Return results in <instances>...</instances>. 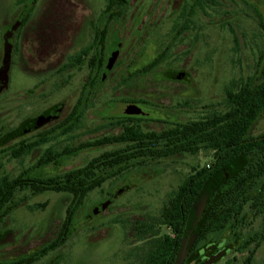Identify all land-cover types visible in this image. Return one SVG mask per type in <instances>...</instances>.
Listing matches in <instances>:
<instances>
[{"label":"rangeland","instance_id":"rangeland-1","mask_svg":"<svg viewBox=\"0 0 264 264\" xmlns=\"http://www.w3.org/2000/svg\"><path fill=\"white\" fill-rule=\"evenodd\" d=\"M127 1V11L118 23L119 32L116 35L119 61L114 71L117 88L110 93L102 91L93 97L98 101L94 107L85 110L81 127L68 141L70 147L84 142L87 147L102 136L119 135L122 129L118 121L122 108L131 100L149 104L144 106L149 116L138 122L146 131H160L169 128L172 122L197 120L222 113L227 108L226 90H234L242 76L255 68L257 54L263 44L260 23H264V0ZM41 2L42 5L51 4L58 12L67 13L65 19L64 15L58 14L59 20L74 25V31L69 32L70 39L76 38L74 44L77 36L73 35L82 16L92 10L99 12L106 0ZM4 4V0H0V6ZM180 5L187 11L192 6L188 29L167 50L164 63L140 73L169 39L165 37L171 30V22L181 15ZM82 79H85L84 73L74 72L70 76L72 90L75 91ZM125 80L127 82L124 83ZM75 100L76 95L69 100L68 110ZM253 133H264V112L257 119ZM113 147L107 145L79 152L69 156L64 166L68 169L80 167ZM211 155L210 151L201 150L196 155L159 162L151 160L142 168L121 167L102 172L101 186L85 199L67 242L36 264H50L56 259L62 264H128L130 259L126 254L141 251L144 245L129 231L130 224L145 217L156 218L167 198L191 169H201L209 164ZM0 160L4 163V173L10 176L17 173L10 172L11 163L6 158ZM26 162L29 164V159ZM48 174L45 171L40 175ZM112 192L118 197L106 210L84 224L83 217L95 205L109 198ZM18 196L24 202L13 213L9 224L15 227L16 232H28L21 246L17 247L23 255L31 253L49 236L52 227L61 222L69 198L54 192L38 195L22 192ZM42 204L45 208H32ZM16 236L18 234L13 238ZM13 250L15 248L5 247L0 249V253L4 256ZM233 256L239 260L242 257L236 253L229 254L217 264H229ZM254 260L263 264L264 242Z\"/></svg>","mask_w":264,"mask_h":264},{"label":"flooded vegetation","instance_id":"flooded-vegetation-1","mask_svg":"<svg viewBox=\"0 0 264 264\" xmlns=\"http://www.w3.org/2000/svg\"><path fill=\"white\" fill-rule=\"evenodd\" d=\"M117 2L122 4L119 11L123 15L127 11V0H106L105 6L100 8L99 12L92 10L91 13L87 12L83 15L76 28L77 32L73 35L77 36V42L74 44L73 41L76 38L70 39L69 34L74 31V25L63 19L60 21L58 14L64 15L65 19L67 13L56 11L51 4L42 5L41 0H4V6H0V159L6 158L11 163L10 172H17L13 176L4 173L2 171L4 163L0 160V188L13 190L11 194H8L11 197L0 198V205L5 206V210L11 207L8 213L0 214V249L15 248L4 256L0 253V264H15L21 259H29L36 251L44 250L46 245L52 244L57 237L66 232L64 230L68 227L66 221L70 206L76 205L72 216L73 227L87 196L100 188L101 184L94 187L80 202L68 192L52 190L67 187L68 172L86 165L68 169L64 163L69 156L87 149L112 145L114 146L112 149L106 150L93 159H98L106 153L114 155L120 152L131 157H159L157 160L152 159L159 162L163 160V147L166 141H169L168 136L165 138L163 133L172 130L175 125L196 121L194 119L172 122L167 129L146 131L138 122L146 120L149 116L150 113L144 110V106L149 104L140 100H131L122 108V116L118 121L122 129L119 135L102 136L87 144V147L85 142L69 146L68 141L76 135L74 132L83 123L85 110L94 107L98 101V98L94 100L93 97L102 91L110 93L112 89L117 88V75L114 70L119 61L118 55L108 67L110 55L115 51L118 53L116 35L119 32L117 28L122 16L119 20L116 18ZM191 7L187 11L185 7L179 6L181 15L171 22L170 29L176 23L188 25L191 23ZM55 11L56 15H54ZM53 16H55L54 19ZM257 62L256 58L255 66ZM74 72L84 73L85 77L77 83L75 91L70 86V76ZM252 76L258 80L259 75L255 69L243 75L241 79L247 82ZM106 82L107 85H105ZM74 95L76 100L68 110L69 100ZM129 105L136 106L140 111L127 113L126 108ZM254 125L250 136L258 138L264 135V133L254 134ZM118 136L119 139H113ZM117 145L119 147H116ZM210 152L213 157V152ZM175 154L180 158L193 155L186 149H181ZM249 154L247 150L240 152L242 157L240 164L245 163L244 157ZM27 159L30 161L29 164L26 162ZM148 161L151 160H146L145 164L139 167L147 165ZM114 169L116 167L109 170ZM45 171L50 174L40 175ZM92 171L98 179L102 171L98 160L92 167ZM33 186H38L44 191L34 192ZM22 192H29L32 195L54 192L67 195L69 198L61 222L52 227L49 236L39 246H35L31 253L23 255L17 247L21 246V241L26 238L28 232H16L15 227L9 224L13 213L24 202V199L18 196ZM109 195V198L95 205L83 217L84 224L106 210L118 197L115 192ZM250 198L240 208V217H242L240 228L234 232L229 226L220 235L210 233L208 240L199 250H195L198 236L196 221L187 237L185 239L184 235L180 237L183 239L184 246L181 252L177 251L173 264H206L212 257L214 258L211 264H217L225 256L234 253L242 257L239 260L233 256L229 264H257L254 258L264 240L255 247L257 242L252 239L259 233L263 216L257 215V210L253 206L254 202H251ZM39 206L45 208V204L35 205L32 208L36 209ZM158 219L159 215L156 218L145 217L139 220L145 229L152 228V233L138 240L144 244L141 251H135L134 255L132 251L126 254L130 259L128 264H147L140 259L147 254L151 242L164 241L165 235L170 239L175 237L169 228L159 223ZM187 219L188 215L185 229ZM137 222L138 220L130 224L129 231L132 234ZM253 223L256 225L255 228ZM194 233L196 236L191 241ZM15 234L18 236L13 238ZM236 237L240 238L242 245L236 241ZM66 242L67 240L61 246L49 250L46 255L60 249ZM179 253L181 255L178 257ZM36 262L28 264H36ZM81 263L84 262H79ZM50 264L62 263L56 259Z\"/></svg>","mask_w":264,"mask_h":264},{"label":"trees","instance_id":"trees-1","mask_svg":"<svg viewBox=\"0 0 264 264\" xmlns=\"http://www.w3.org/2000/svg\"><path fill=\"white\" fill-rule=\"evenodd\" d=\"M121 6L122 4L117 2L116 18L118 20L122 16V12L119 11ZM187 29V23H176L165 37L166 40L169 38L167 43L165 42L156 57L140 73L153 70L164 63L167 50L182 38ZM260 29L263 44L258 52V62L254 68L259 75L258 80L254 76L250 77L247 82L241 79L234 90L228 89L226 92L227 108L222 113L199 118L193 123L175 125L172 130L163 133L165 138L167 136L169 138L163 147V160L180 158L175 153L181 149L189 150L193 155L201 150L212 151L213 157L211 163L201 169H191L167 198L160 210L158 221L165 228H169L175 237L170 239L165 235L164 241L151 242L147 254L140 259L141 262L173 264L175 255L180 250L179 247L184 246L183 239L180 237L185 234V221L191 205L205 184L212 178L217 179L219 184L208 197L197 219L198 236L195 250H199L204 245L210 233L220 235L229 226L236 232L242 223L240 208L250 197L249 200L254 202L253 206L257 210V215L263 216L259 233L252 240L257 242L255 247L264 240V135L258 138L250 136L255 121L264 111V23H260ZM113 139H119V136ZM246 150L250 154L245 155V163L240 164L242 160L240 152ZM157 158L159 157H131L120 152L114 155L106 153L98 159L89 161L82 168L69 171L67 187L52 190L68 192L80 202L89 191L102 183V172L114 167H139L144 165L146 160H157ZM97 160L102 168L98 179L92 171ZM32 191L44 190L33 186ZM12 192L13 190L0 188V198L11 197L8 194ZM75 207L76 205L70 206L66 221L68 227L64 230L65 235L57 237L52 244L46 245L44 250L36 251L29 259H21L15 264L33 263L46 255L49 250L61 246L71 235ZM5 208L0 205V214H6L9 209L11 210V207L6 210ZM134 229L133 236L137 240L152 233V228L145 229L139 220ZM239 239L236 237V241L242 245Z\"/></svg>","mask_w":264,"mask_h":264},{"label":"water","instance_id":"water-1","mask_svg":"<svg viewBox=\"0 0 264 264\" xmlns=\"http://www.w3.org/2000/svg\"><path fill=\"white\" fill-rule=\"evenodd\" d=\"M117 57V52H113L110 55V58L108 60V67H110L112 65V63L114 62V60ZM140 110L134 106V105H129L126 108V112L127 113H138ZM219 181L215 178L210 179L204 186V188L200 191V193L196 196V198L194 199L189 214H188V219H187V224H186V229H185V234H184V239L187 237V235L189 234V232L191 231V229L193 228L195 222L197 221L200 213L203 210V207L205 206L206 203V199L208 198V196L214 191V189L218 186ZM196 236V233H194L191 241L194 240ZM183 247L180 248V252L182 251ZM181 254L179 253L178 257ZM214 257L210 258L208 260V262L206 264H211V261Z\"/></svg>","mask_w":264,"mask_h":264}]
</instances>
